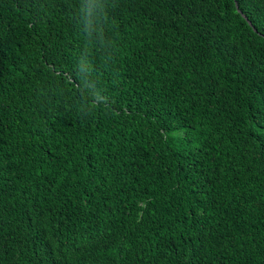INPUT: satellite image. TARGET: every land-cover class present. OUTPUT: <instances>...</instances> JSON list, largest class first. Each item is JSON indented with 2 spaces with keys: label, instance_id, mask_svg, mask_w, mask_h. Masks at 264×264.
<instances>
[{
  "label": "trees",
  "instance_id": "1",
  "mask_svg": "<svg viewBox=\"0 0 264 264\" xmlns=\"http://www.w3.org/2000/svg\"><path fill=\"white\" fill-rule=\"evenodd\" d=\"M0 264H264V0H0Z\"/></svg>",
  "mask_w": 264,
  "mask_h": 264
},
{
  "label": "water",
  "instance_id": "2",
  "mask_svg": "<svg viewBox=\"0 0 264 264\" xmlns=\"http://www.w3.org/2000/svg\"><path fill=\"white\" fill-rule=\"evenodd\" d=\"M235 6H236V8H237V5H236V4H235ZM237 11L240 12L239 9H237ZM240 14H241L242 18L246 20L247 24L251 25L250 22H249V21L247 20V18L245 17V15L242 14L241 12H240ZM252 30L255 31V29H254L253 27H252Z\"/></svg>",
  "mask_w": 264,
  "mask_h": 264
}]
</instances>
